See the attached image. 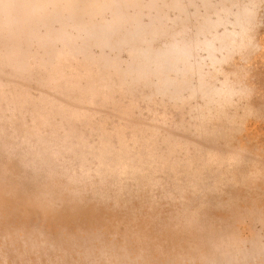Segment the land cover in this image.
Segmentation results:
<instances>
[{
	"label": "rangeland",
	"instance_id": "rangeland-1",
	"mask_svg": "<svg viewBox=\"0 0 264 264\" xmlns=\"http://www.w3.org/2000/svg\"><path fill=\"white\" fill-rule=\"evenodd\" d=\"M186 8L187 34L223 8L214 31L235 40L161 92L126 49L57 40L11 60L0 32V264H264V0Z\"/></svg>",
	"mask_w": 264,
	"mask_h": 264
},
{
	"label": "bare ground",
	"instance_id": "bare-ground-1",
	"mask_svg": "<svg viewBox=\"0 0 264 264\" xmlns=\"http://www.w3.org/2000/svg\"><path fill=\"white\" fill-rule=\"evenodd\" d=\"M193 1L196 2V0H0V12L4 14L0 17V32L6 29L14 31V35L4 40L13 47L8 51L11 60L19 58L31 43L50 48L57 40L64 42L65 49L68 48L72 52L80 51L86 58H90L88 52L91 46L115 53L126 49L130 54L125 67L128 75H132L138 81L153 77L154 90L161 92L174 86L169 78L173 72L176 74L178 85L184 83L186 74L197 69L199 62L195 60V54L198 49L207 51L212 57L216 51L229 49L235 40V36L230 32L214 31L215 27L227 21V10L223 8L214 10L216 18L211 19L207 14H202L194 27L195 31L187 34V18L193 13L187 11L186 7ZM199 1L205 9L210 6L211 0ZM256 5V1H253L251 7H242L236 12L234 21L242 30L248 27L254 17ZM170 10H177L180 15L167 25V13ZM103 12H109L110 16L99 17ZM145 16L146 20L143 19ZM54 23H58L59 26L53 27ZM42 25H48L50 28L45 35L37 34L35 30ZM69 27L72 34H68ZM75 41L79 42L78 46L74 44ZM105 55L107 56L100 57L103 67L105 69L114 67L116 57L112 56L114 59L109 60L108 54ZM3 63L5 64V61ZM3 94L5 93L0 92V101Z\"/></svg>",
	"mask_w": 264,
	"mask_h": 264
}]
</instances>
